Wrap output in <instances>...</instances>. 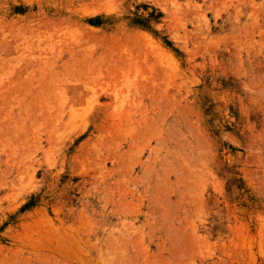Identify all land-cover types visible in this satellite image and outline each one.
<instances>
[{"label": "rangeland", "instance_id": "374dc122", "mask_svg": "<svg viewBox=\"0 0 264 264\" xmlns=\"http://www.w3.org/2000/svg\"><path fill=\"white\" fill-rule=\"evenodd\" d=\"M0 264H264V0H0Z\"/></svg>", "mask_w": 264, "mask_h": 264}]
</instances>
